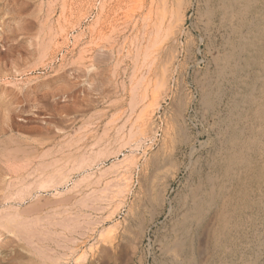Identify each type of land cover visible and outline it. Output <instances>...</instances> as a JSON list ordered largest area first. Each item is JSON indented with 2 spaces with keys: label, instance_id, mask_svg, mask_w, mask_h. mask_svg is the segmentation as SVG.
Segmentation results:
<instances>
[{
  "label": "rangeland",
  "instance_id": "rangeland-1",
  "mask_svg": "<svg viewBox=\"0 0 264 264\" xmlns=\"http://www.w3.org/2000/svg\"><path fill=\"white\" fill-rule=\"evenodd\" d=\"M230 1L0 0V264H264L242 203L264 198L220 159L258 128L264 40L234 28L249 4L264 26V0ZM229 43L247 47L236 77ZM198 189L215 199L194 218ZM225 201L241 227L218 246Z\"/></svg>",
  "mask_w": 264,
  "mask_h": 264
},
{
  "label": "bare ground",
  "instance_id": "bare-ground-1",
  "mask_svg": "<svg viewBox=\"0 0 264 264\" xmlns=\"http://www.w3.org/2000/svg\"><path fill=\"white\" fill-rule=\"evenodd\" d=\"M232 1V0H231ZM230 1V2H231ZM246 1V0H245ZM237 2H238V0H237ZM102 3V2H101ZM249 3V2H248ZM47 4H49V3H47ZM208 4V3H207ZM206 4V5H207ZM215 4V3H214ZM65 5V4H64ZM49 6V5H48ZM159 6V5H158ZM228 6V5H227ZM230 6H231V4H230ZM239 8H240V6H238ZM49 8H50V6H49ZM64 8V7H63ZM238 8V9H239ZM247 8H248V10L246 9V10H244V9H242V10H239V12H238V20H240V22H239V25L237 26V28L235 29L234 28V31L236 30V32L237 33H239L240 31H241V29L242 28H248V29H256L257 30V28H258V37L257 36H255L256 37V40H258V42L260 41V40H264V26H262V25H260V24H256V22L254 21V20H252V19H250V21H249V18H246V15H247V13H248V11L251 9V7H250V4L247 6ZM229 9V8H228ZM208 10V9H207ZM212 10V9H211ZM226 10V9H225ZM236 10V9H235ZM210 11V10H209ZM232 13V12H231ZM235 13H237V12H235ZM206 14H208V13H206ZM260 14V13H259ZM216 15V14H215ZM252 16V15H251ZM31 17V16H30ZM46 17V16H45ZM47 18V17H46ZM49 19V18H48ZM224 19V18H223ZM252 20V21H251ZM47 21V20H46ZM178 22H180V21H178ZM208 23V22H207ZM178 24V23H177ZM42 25V24H41ZM208 25V24H207ZM264 25V24H263ZM177 26V25H176ZM180 27V26H179ZM227 27V26H226ZM65 29V28H64ZM175 29H177V28H175ZM40 30V29H39ZM255 30V31H256ZM226 32V31H225ZM8 33V32H7ZM177 33V32H176ZM236 33V34H237ZM254 33V32H253ZM6 34V33H5ZM240 34V33H239ZM245 34V33H244ZM247 34H248V32H247ZM51 36H53V35H51ZM102 36V35H101ZM6 37V36H5ZM55 37V36H54ZM229 37V36H228ZM254 37V38H255ZM242 38H243V36H242ZM253 38V39H254ZM227 40V39H226ZM243 40V39H242ZM46 41H48V40H46ZM225 41V40H224ZM42 42V41H41ZM232 42H235V41H232ZM231 42V43H232ZM240 42V41H239ZM253 42V41H252ZM231 43H229L228 45H230ZM242 43V42H241ZM244 43V42H243ZM246 43V42H245ZM253 43H255V41L253 42ZM253 43H252V45H253ZM238 44V43H237ZM247 44H249V43H247ZM43 45V44H42ZM232 45V44H231ZM49 46V45H48ZM233 46V45H232ZM231 46V47H232ZM260 46V45H259ZM46 47V46H45ZM230 47V48H231ZM234 48H232L229 52H228V54L225 56L224 55V59H223V65L220 67V71H219V74L220 75H225L226 73H228V74H231V75H235V77H236V75L238 74V76H239V73H240V71H241V66L239 67V65H238V63H236V61H237V57H238V55L239 54H242L241 53V51L245 48L244 47V45H242V44H238V45H235L234 44V46H233ZM241 47V48H240ZM247 48V47H246ZM245 48V49H246ZM3 49V48H2ZM49 49V48H48ZM44 52V51H43ZM40 53H42V52H40ZM43 54V53H42ZM224 54V53H223ZM260 54H261V56H262V58H264V46H263V48H261V51H260ZM45 56V55H44ZM240 56V55H239ZM220 57V56H219ZM215 58H217V57H215ZM244 60V59H243ZM248 60V59H247ZM218 60H216V62H217ZM222 62V61H221ZM218 63V62H217ZM245 64V63H244ZM35 66V65H34ZM216 67H218V66H216ZM245 67V66H244ZM263 71V70H262ZM217 73V72H216ZM208 74V73H207ZM3 75V74H2ZM227 75V74H226ZM245 75V74H244ZM247 75V74H246ZM258 75V74H257ZM219 76V75H218ZM204 77H205V75H204ZM261 77V76H260ZM206 78H207V76H206ZM231 78V77H230ZM224 79V78H223ZM237 79V78H236ZM202 80V79H201ZM200 80V81H201ZM227 80V79H226ZM213 81V80H212ZM254 81H255V78H254ZM239 82V81H238ZM222 83V82H221ZM220 83V84H221ZM247 83V82H246ZM250 83V82H249ZM254 83V82H253ZM243 84V83H242ZM245 84V83H244ZM212 85V84H211ZM200 86V85H199ZM249 86V85H248ZM251 86V85H250ZM203 87V86H202ZM252 87V86H251ZM261 87V86H260ZM210 88V87H209ZM206 89V88H205ZM218 89V88H217ZM223 89V88H222ZM257 89H258V87H257ZM245 90V89H244ZM9 91V90H8ZM15 91V90H14ZM223 91V90H222ZM231 91V90H230ZM256 91V90H255ZM260 92V91H259ZM206 93V92H205ZM230 93V92H229ZM237 93V92H236ZM252 93V92H251ZM5 94V93H4ZM27 94V93H26ZM207 94V93H206ZM263 94V93H262ZM224 95V94H223ZM237 95V94H236ZM207 96H209V94L208 95H206V97ZM227 96V95H226ZM246 97V96H245ZM250 97H251V95H250ZM200 98H202V97H200ZM218 98V97H217ZM233 98V97H232ZM247 98V97H246ZM245 98V99H246ZM252 98V97H251ZM207 99H208V97H207ZM221 99V98H220ZM248 99V98H247ZM254 100L255 99H253V102H254ZM251 101H252V99H251ZM259 101V100H258ZM250 102V101H249ZM257 102V101H256ZM8 103V102H7ZM11 103V102H10ZM218 103V102H217ZM251 103V102H250ZM234 104V103H233ZM238 104V103H237ZM13 105V104H12ZM224 105V104H223ZM229 105V104H228ZM250 105V104H249ZM254 105V104H253ZM257 108H255V109H257L256 111L255 110H253L254 112V115H255V117H253L254 119H256V121L255 120H253V121H255L256 123H257V125H256V127H258L257 128V130H255L254 129V133H251V135H249V138L248 139H243L244 141H242L241 140V137H240V134L237 132V128L233 131V133L231 134V136H229V139H227L228 140V143H227V145H229V148H228V151L221 157L220 156V159H221V161H222V164H224V169H225V175H226V177H228V179L230 180V179H232V178H234L235 176H237V173H236V168H242V169H245V172H247L245 175H246V181H244V183H246V184H248V185H245V189L246 190H249V183H251V185L250 186H255L256 188H259V193H261L262 194V197L264 198V96H263V99L261 98V101L259 102V103H257ZM185 106H187L188 107V105H185ZM252 106V105H251ZM235 107V106H234ZM239 107V106H238ZM184 108V107H183ZM210 108V107H209ZM236 108V107H235ZM249 108V107H248ZM251 108V107H250ZM244 110V109H243ZM251 111V110H250ZM183 112V111H182ZM184 113V112H183ZM227 113V112H226ZM8 114V113H7ZM6 114V115H7ZM215 114V113H214ZM219 114V113H218ZM216 115V114H215ZM238 115V114H237ZM152 116V115H151ZM6 117V116H5ZM215 117H217V116H215ZM227 117V116H226ZM238 117V116H237ZM222 118V117H221ZM236 118V117H235ZM151 119V118H150ZM238 119H240V118H237V120ZM151 122V121H150ZM216 122V121H215ZM218 122V121H217ZM246 122H247V120H246ZM248 123V122H247ZM246 123V124H247ZM256 123H254V124H256ZM241 124V123H240ZM227 125V124H226ZM254 126V125H253ZM215 127H217V126H215ZM232 127V126H231ZM243 127V126H242ZM252 127V126H251ZM20 128V127H19ZM224 128V127H223ZM253 128V127H252ZM59 129V128H58ZM239 129V128H238ZM243 129V128H242ZM228 131V130H227ZM247 131V130H246ZM250 131H251V128H250ZM253 131V130H252ZM239 132H241V130L239 129ZM226 133V132H225ZM242 133V132H241ZM249 133V132H248ZM31 134V133H30ZM48 135V134H47ZM219 135V134H218ZM226 135V134H225ZM227 136V135H226ZM222 137V136H221ZM218 139H219V137H218ZM16 143H17V141H15ZM226 142V141H225ZM14 143V142H13ZM10 144V143H9ZM226 144V143H225ZM224 144V145H225ZM216 146V145H215ZM33 147V146H32ZM226 150H227V148H226ZM58 151V150H57ZM62 151V150H61ZM220 151V150H219ZM27 152V151H26ZM28 153V152H27ZM47 153V152H46ZM24 154V153H23ZM221 154V153H220ZM87 162V161H86ZM85 162V163H86ZM29 163V162H28ZM13 164V163H12ZM223 167V166H222ZM240 170V169H239ZM14 171H16V170H14ZM241 171V170H240ZM60 172V171H59ZM242 172H243V170H242ZM249 174V175H248ZM207 177V176H206ZM243 177H245V176H243ZM209 179H210V177H209ZM245 179V178H244ZM54 180V179H53ZM59 180V179H58ZM57 180V181H58ZM228 180V181H229ZM210 182L212 181V180H209ZM217 181V180H216ZM26 182V181H25ZM42 182V181H41ZM50 182V181H49ZM209 182V183H210ZM51 183V182H50ZM60 183H62V182H60ZM24 184V183H23ZM41 184H43V183H41ZM41 184H39L38 185V187L41 185ZM202 184V183H201ZM44 185V184H43ZM43 185H41V186H43ZM51 185V184H50ZM212 185V184H211ZM40 186V187H41ZM48 186H49V183H48ZM56 186V185H55ZM198 186V185H197ZM208 187V186H207ZM212 188V187H211ZM215 188V187H214ZM223 189V187L221 188V190ZM240 189H242V188H240ZM41 190V189H40ZM201 190V189H200ZM211 190H213V189H211ZM256 190V189H255ZM46 191V190H45ZM195 191V190H194ZM193 191V192H194ZM218 191H220V190H218ZM217 191V192H218ZM223 191V190H222ZM213 192V191H212ZM226 192V191H225ZM201 193H203L202 192V190L201 191H199V189H198V191H196V193L193 195V198H192V205H193V209H192V214H193V216L195 215V217L194 218H197V217H199L200 218V216H201V214H202V212H203V210H204V208H206L205 206L207 205V206H209L210 205V203H213L214 202V199H215V194L214 193H205V196L204 197H202V194ZM221 193V192H220ZM234 193V192H233ZM241 193V192H240ZM192 194V193H191ZM242 194L243 195H245V196H247V192L245 191L244 193H243V191H242ZM241 195V194H240ZM239 195V196H240ZM259 196V195H258ZM228 197V196H227ZM243 197V196H242ZM239 198V197H238ZM259 198H261L260 196H259ZM262 198V199H263ZM242 199V198H241ZM258 199V198H257ZM14 200V199H13ZM71 200V199H70ZM256 200V199H255ZM261 200V199H260ZM56 201V200H55ZM253 201V200H252ZM65 202V201H64ZM67 202V201H66ZM16 203V202H15ZM58 203V202H57ZM62 203V202H61ZM221 203V202H220ZM229 203L230 202H228V201H225V202H223V205H222V209L220 210V217H219V228H218V231L217 232H213V233H215V241H216V244L218 245V246H220V244H221V242L219 241V239L220 238H222L223 236H230L229 238H231V236H232V234L237 230V228L238 229H240V227H241V224L239 225V223H236V225H234V226H236V227H233V225H231L230 223H231V208H230V205H229ZM242 203L244 204H246V205H251V204H253L254 205V208L256 209V211H259V213L261 212L262 214H263V216H264V202H262V201H257V202H251V201H249L248 200V198H244L243 200H242ZM35 204V203H34ZM34 204H33V206H34ZM55 204H56V202H55ZM36 205V204H35ZM190 205V204H189ZM191 205V206H192ZM246 205H244V206H246ZM28 206V205H27ZM55 206V205H54ZM232 206V205H231ZM32 207V206H31ZM35 207H37V206H35ZM34 207V208H35ZM242 207V206H241ZM60 208V207H59ZM236 208V207H235ZM235 208H233V214H234V211H236L237 209H235ZM38 209H40V207H38ZM190 209V210H191ZM218 209V208H217ZM239 210H240V208H238ZM25 210V209H24ZM35 210V209H34ZM194 211V212H193ZM31 212V211H30ZM39 212H42V211H39ZM31 213H33V211L31 212ZM36 213V212H35ZM190 213V214H191ZM236 213V212H235ZM243 213V212H242ZM257 213V212H256ZM34 214V213H33ZM191 214V215H192ZM238 214H239V212H238ZM254 214H255V212H254ZM18 215V214H17ZM29 215V214H28ZM30 215H32V214H30ZM185 215V214H184ZM184 215H182V216H184ZM189 215V214H188ZM188 215H186V216H188ZM216 215V214H215ZM235 215V214H234ZM256 215V214H255ZM7 216H8V214H7ZM22 216V215H21ZM193 216L192 217H190V216H188V217H190L189 219H191V220H193ZM46 217V216H45ZM188 217H186L185 219L187 220V218ZM236 217V216H235ZM257 217V216H256ZM256 217H255V219H256ZM262 217V216H261ZM25 218V217H24ZM198 218V219H199ZM203 218V217H202ZM241 218H242V216H241ZM253 218H254V215H253ZM258 218V217H257ZM27 219V218H26ZM205 219V218H204ZM258 219H260V218H258ZM20 220V219H19ZM24 220V219H23ZM181 220V219H180ZM185 220V221H186ZM244 220V219H243ZM247 220V219H246ZM249 220V219H248ZM251 220V219H250ZM11 221V222H10ZM41 221V220H40ZM189 221V220H188ZM237 221V220H236ZM239 221H240V218H239ZM241 221H242V219H241ZM252 221V220H251ZM12 222H14V221H12V220H9V222H7L6 224H5V229L6 230H10L11 228H10V226H9V223H12ZM234 222V221H233ZM232 222V223H233ZM255 223H256V221H254ZM261 222V221H260ZM184 223V222H183ZM235 223V222H234ZM253 223V222H252ZM189 224V223H188ZM187 224V225H188ZM244 225H246V224H244ZM14 226V225H13ZM179 226V225H178ZM189 227V226H188ZM262 231H263V234H261L262 232H260V235H259V238H261L262 236H264V217H263V221H262ZM182 228V227H181ZM184 228V227H183ZM185 228H186V226H185ZM184 228V229H185ZM191 228V227H190ZM216 228V227H215ZM21 229V228H20ZM34 229V228H33ZM176 229H178V227L176 226ZM179 229H180V227H179ZM187 229V228H186ZM253 229V228H252ZM1 231V230H0ZM174 231V230H173ZM177 231V230H176ZM175 231V232H176ZM183 231V230H182ZM186 231V233L185 234H187V230H185ZM11 233H13L14 231H10ZM39 232V231H38ZM177 232H179V231H177ZM176 232V233H177ZM191 232V231H190ZM1 233V232H0ZM11 233H10V235H11ZM181 233V232H180ZM179 233V235H182V234H180ZM189 233V232H188ZM22 234V233H21ZM255 234V233H254ZM4 235V234H3ZM2 235V236H3ZM14 235V234H13ZM23 235V234H22ZM31 235V234H30ZM33 236V235H32ZM227 236V237H228ZM261 236V237H260ZM180 237H182V236H180ZM253 237V236H252ZM9 238H10V236H9ZM38 238V237H37ZM212 238V237H211ZM224 238V237H223ZM259 238H258V240H259ZM262 238H264V237H262ZM261 238V239H262ZM8 241L9 239H5V241ZM28 240V239H27ZM170 240V239H169ZM180 240H181V238H180ZM254 240V239H253ZM9 241H11L10 242V244H13V243H15V241H13V238L11 239L10 238V240ZM25 241V240H24ZM40 241V240H39ZM246 241V240H245ZM3 242H4V240H3ZM3 242H2V245H3ZM26 242V241H25ZM1 243V242H0ZM7 243V245H8V242H6ZM173 243V242H172ZM174 244V243H173ZM17 245V244H16ZM15 245V246H16ZM181 245H182V243H181ZM258 245V244H257ZM261 247H263L264 246V240L263 241H260V244H259ZM11 246V245H10ZM13 246V245H12ZM171 246H173V245H171ZM33 247V246H32ZM176 248H181L180 247V243H178L177 242V244H176V246H175ZM24 248V247H23ZM34 248V247H33ZM169 248V247H168ZM212 248V247H211ZM46 249V248H45ZM166 249V248H165ZM243 249V248H242ZM50 250V249H49ZM170 250H172V249H170ZM39 251H41L40 250V248H39ZM48 251V250H47ZM34 252V251H33ZM32 252V253H33ZM42 252H43V250H42ZM173 253H174V251H172ZM176 252V251H175ZM10 253V252H9ZM16 253V252H15ZM179 253V252H178ZM253 253V252H252ZM186 254V253H185ZM8 255V254H7ZM44 255H46V254H44ZM64 255V254H63ZM175 255V254H174ZM172 256L173 257V259H174V261L176 260V261H178L179 259L176 257V256ZM177 255V254H176ZM192 255V254H191ZM178 256V255H177ZM187 256V255H186ZM256 257H257V255H256ZM24 258V257H23ZM168 258V257H167ZM180 258V257H179ZM186 258V257H185ZM229 258V257H228ZM32 259V258H31ZM58 259V258H57ZM33 260V259H32ZM228 260V259H227ZM180 261V260H179ZM203 261V260H202ZM214 261V260H213ZM34 262V261H33ZM44 262V261H43ZM46 262V261H45ZM50 262H51V260H50ZM53 262V261H52ZM62 262V261H61ZM181 262V261H180ZM183 262V261H182ZM204 262V261H203ZM250 262V261H249ZM255 262V261H254ZM257 262H259V261H257ZM24 264H25V262H23ZM57 263V262H56ZM190 263H192V262H190ZM189 263V264H190ZM201 263V262H200ZM28 264V263H27ZM39 264H40V262H39ZM42 264V263H41ZM60 264V263H59ZM172 264V263H171ZM183 264V263H182Z\"/></svg>",
  "mask_w": 264,
  "mask_h": 264
}]
</instances>
